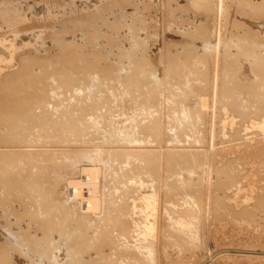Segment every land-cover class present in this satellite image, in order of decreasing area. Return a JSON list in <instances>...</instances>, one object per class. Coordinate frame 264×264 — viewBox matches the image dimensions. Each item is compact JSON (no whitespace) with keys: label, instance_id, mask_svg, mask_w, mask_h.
<instances>
[{"label":"rangeland","instance_id":"obj_1","mask_svg":"<svg viewBox=\"0 0 264 264\" xmlns=\"http://www.w3.org/2000/svg\"><path fill=\"white\" fill-rule=\"evenodd\" d=\"M70 57L74 59H70ZM263 70L264 0H0V113L3 111L1 106L5 103V109L14 116L9 119L16 117L20 126L26 120L23 125L27 126L26 132L21 134L19 131V135L18 130L15 131L18 126L15 124V119L9 121V119H5L6 116H0V153L3 150L2 153H5V156L7 154L6 158L2 153L0 154V161L3 163L0 162L2 165H0V172L4 170L3 166L5 168L4 173H0V262L7 260L0 264H69V262L75 264L76 261H79L77 263L80 264L81 260L84 261L82 262L84 264H92V261L93 264H132L133 261L127 258L126 254L138 252L143 245L151 248L156 247L159 251H155L156 260L154 263L146 262L145 255L140 253V261H137L139 264H143V262L156 264L158 261L157 264H205L207 262V264H264V73H261L264 72ZM110 74L113 75L112 78ZM256 91L257 93H255ZM6 96L8 97L6 98ZM93 102L94 105L98 103L96 109ZM29 103H34L33 105L37 107L39 113L44 110L47 113L52 111L62 113L64 111L72 114L71 116L78 115L84 123L77 132L76 130L72 132L69 128L67 134H63L60 130L53 134H47L42 129V131L44 130L42 133L50 137L45 138L43 135L39 138L42 134L41 131V134L37 133L35 136L31 134L36 122L31 123L34 121V117H30V111L31 113H37V111L34 106L32 109L35 110L29 107V111L27 106L32 107ZM38 106L44 109L41 108V110ZM72 107L73 110H76L71 112ZM90 107L92 113L91 109H88ZM95 110L96 112H94ZM75 111H78L79 114H76ZM37 119L39 120V118ZM51 119L52 125L49 122L43 125L47 126L49 123V128L53 125L58 128L63 124L60 123L62 120L60 118L51 117ZM47 120H49L48 117ZM142 121L145 123L148 121V125L144 126L146 129L142 128L144 125ZM155 122L158 125L154 124ZM30 125L31 128L33 127L32 129H30ZM6 126L9 131L6 130ZM69 126L70 124L65 125L67 128ZM5 130L6 132H3ZM143 131L148 132L146 134ZM17 132L19 140L16 137ZM27 133L30 138H27ZM128 133H134L132 139H138V136L139 139H144L143 143L145 144H134L129 141L127 142L130 145L122 143L125 140H121V144L119 141L118 143H108L106 140L110 136L119 138L127 136V139H131V135ZM155 134L156 136H154ZM13 135L15 139L12 138ZM31 135L33 136L31 137ZM93 136H95L94 140ZM7 138H9L8 141ZM22 138L23 141L26 139L25 143L21 141ZM106 141L107 143H105ZM13 142L18 143L16 145ZM131 148L139 149L140 153H132ZM152 148L157 152L153 151L156 156H159V152L162 150L161 155L165 159L160 160L161 162L157 161L156 167H161L159 168L160 172L163 167L165 168L164 172L163 169L162 173L158 172L155 175V178L160 176L159 179L156 182L154 177L148 179L150 184L152 182L155 184V186L154 184L150 185V190L156 189L155 191L160 193H158L159 200L161 199L156 205V210L153 211L156 213V235L143 240L140 235V225L137 224L139 219L143 220L142 216L138 211L134 210L135 213H131L127 210L129 215L130 213L133 215H130L131 217L128 215L131 219H127L131 222L133 220L135 223L126 225L124 228L121 227L122 229L112 230L110 237L113 236L111 238L114 239L115 244L109 242L108 245H102L101 251L99 250L100 254L96 255L95 250L100 246L92 245L95 247H92L91 250L90 245L95 242L98 243L97 245L103 243L99 239L104 237L98 233H103L102 230L105 227H102L101 230L98 229L97 232L96 228L100 225L99 220L92 222L95 230H93V225L89 226L91 228L88 231V227L85 229L83 226L82 231L77 230L75 227L77 225L70 221L66 222L68 224H64L62 229L57 226L54 232L49 229V224L47 228L45 220L47 217L43 212H40L41 214L38 213L39 211L37 212L38 207L32 201L34 195H31L35 186L41 183H38L41 179H46L48 183L50 181V184L55 182L53 183V185L55 184L52 190L55 192H53V196L58 195L59 198L65 200L72 197L76 204L80 199L82 212L91 216L92 207L98 204L97 200L95 201L94 198L88 200L87 196L93 182L100 184L102 193L107 197L114 198L118 205L125 202L126 195L133 196L137 193L140 197L142 194H146L149 188L139 189L137 184L128 183L126 177L113 176L111 169L119 168L122 163L123 168H127L125 171L128 172L129 166L127 165H130L131 168L135 163L136 167L133 166L134 170L129 171L131 174H128L127 177H136L137 179L139 176L146 177L142 171L148 168L150 161L146 160L148 164L144 163V168V165L139 167L140 163L138 164L136 159L147 155L149 152H144V150L148 151ZM123 150H126V153ZM166 152L167 154L172 153L171 156L166 155ZM176 152L182 155L176 154V156ZM187 152H196V155L198 153L200 155L198 158L202 159L201 165L197 168L191 167L190 172L181 171L178 173L176 167L181 163L179 162L181 158H185L184 154ZM45 153H49L46 158L48 161L44 159ZM127 153H132V156L134 154V157L130 158L133 160L127 159L126 165L122 161L125 160L124 157ZM1 157L5 160L8 157L10 161H3ZM12 157L14 162L12 161L11 165L14 164L16 166H13L14 168L9 164ZM84 157L87 158H85L87 165ZM173 160L175 161L173 162ZM139 161L141 162V160ZM5 163L8 165H6L7 167ZM33 164H36L35 167ZM97 164L101 165L95 166ZM9 166L12 171L15 169L13 173L17 177L10 173ZM37 168L39 169L37 170ZM7 169H9L8 173ZM169 169H175L176 172L168 171ZM32 170L35 176L32 174ZM21 171L29 174L32 179L29 180L28 175L25 176ZM44 175L48 177L46 178ZM50 175L51 177H49ZM12 176L16 177L23 187L25 186L24 189L20 182ZM21 176H23L22 179ZM5 177L8 178L6 181ZM52 177L54 181L49 179ZM24 178L27 181H23ZM161 180L163 181L161 182ZM158 181L161 182L160 185L164 181L167 183L165 184V193L163 188L159 187ZM29 186L31 189H28ZM3 188L5 191H2ZM7 189H10L8 193L11 192V194H7ZM158 189L160 190L158 191ZM189 193L193 197L188 195ZM42 199L46 200L43 196ZM191 199L194 200L196 206ZM51 200L46 201L51 203ZM143 201L142 198L138 199L137 204L140 202V205L142 203L144 205ZM172 201L173 205H171ZM183 201L188 202L186 203L187 207ZM189 203L192 204V208ZM125 205L130 209L128 203ZM96 210L95 208L93 213H97ZM109 211L113 212V207ZM181 212L187 215L186 218L181 215ZM113 215L110 216V220L114 219ZM168 215L173 217L172 223H168ZM174 215L176 216L174 217ZM182 217L186 223H193V234L190 237L184 235L185 231H180L184 233H180L182 236H189V239H181L180 244L176 246L171 241L176 237V228H180L175 218L182 219ZM54 219L55 221L59 220L55 216ZM103 223L105 226L106 223ZM108 225L112 226L111 223ZM67 226L73 230L67 231L65 229ZM63 230L66 232L64 233ZM80 232L84 234L82 233V235ZM90 238L92 243L89 242ZM77 241H80L78 242L79 246L75 244ZM86 244L87 246H85ZM47 246L50 248L48 249ZM158 247H162V249L160 250ZM68 248L72 249L68 251ZM72 251L73 253L69 254ZM222 251L223 254L218 253H222ZM77 255L78 258H76ZM103 256L107 261H104ZM72 258L77 260H72Z\"/></svg>","mask_w":264,"mask_h":264},{"label":"bare ground","instance_id":"obj_2","mask_svg":"<svg viewBox=\"0 0 264 264\" xmlns=\"http://www.w3.org/2000/svg\"><path fill=\"white\" fill-rule=\"evenodd\" d=\"M120 3V2H119ZM201 3V2H200ZM199 3V4H200ZM127 4V3H126ZM99 6V5H98ZM132 6V5H131ZM143 10V9H142ZM148 10V9H147ZM178 11V10H177ZM101 12V11H100ZM97 13V12H96ZM127 13V12H126ZM90 14V13H89ZM80 15V14H79ZM90 19V18H89ZM70 20V19H69ZM81 20V19H80ZM119 20V19H118ZM135 21V20H134ZM181 21V20H180ZM183 22V21H182ZM77 25V24H76ZM75 25V26H76ZM103 25V24H102ZM263 25V24H262ZM23 26V25H22ZM196 26V25H195ZM203 26V25H202ZM80 27V26H79ZM129 27V26H128ZM86 28V27H85ZM114 28V27H113ZM143 28V27H142ZM201 28V27H200ZM146 29V28H145ZM78 30H80V29H78ZM197 30H199V29H197ZM174 31V30H173ZM70 32V31H69ZM71 33V32H70ZM181 33V32H180ZM182 34V33H181ZM195 34V33H194ZM94 35V34H93ZM204 35V34H203ZM230 35V34H229ZM256 35V34H255ZM109 36V35H108ZM133 36V35H132ZM257 36V35H256ZM255 36V37H256ZM229 37H231V36H229ZM132 38V37H131ZM150 38V37H149ZM189 38V37H188ZM206 38V37H205ZM209 38V37H208ZM242 38V37H241ZM252 38H253V36H252ZM55 39V38H54ZM84 39H86V38H84ZM133 39V38H132ZM193 39V38H192ZM97 40V39H96ZM247 40V39H246ZM249 40V39H248ZM247 40V41H248ZM254 40H256V39H254ZM60 41V40H59ZM118 41V40H117ZM154 41V40H153ZM253 41V40H252ZM62 42V41H61ZM180 42V41H179ZM185 42V41H184ZM227 42V41H226ZM175 43V42H174ZM109 44V43H108ZM134 44V43H133ZM138 44H141V43H138ZM143 44V43H142ZM141 44V45H142ZM182 44V43H181ZM205 44H206V42H205ZM239 44H242V43H239ZM253 44V43H252ZM147 45V44H146ZM173 45V44H172ZM202 45V44H201ZM232 45V44H231ZM64 46V45H63ZM93 46V45H92ZM110 46V45H109ZM192 46V45H191ZM207 46V45H206ZM228 46V45H227ZM236 46V45H235ZM244 46H245V44H244ZM250 46V45H249ZM84 47V46H83ZM138 47V46H137ZM174 47V46H173ZM246 47V46H245ZM253 47V46H252ZM254 47H255V45H254ZM238 48V47H237ZM134 49V48H133ZM227 49V48H226ZM243 49V48H242ZM242 49H240V52H242L241 50ZM249 49V48H248ZM93 50H95V49H93ZM203 50V49H202ZM212 50V49H211ZM250 50V49H249ZM248 50V51H249ZM81 51V50H80ZM136 51V50H135ZM205 51V50H204ZM246 51H247V47H246ZM71 52V51H70ZM96 52V51H95ZM191 52V51H190ZM239 52V53H240ZM245 52V51H244ZM175 53V52H174ZM186 53V52H185ZM230 53V52H229ZM95 54V53H94ZM97 54V53H96ZM95 54V55H96ZM162 54V53H161ZM199 54V53H198ZM238 54V53H237ZM252 54V53H251ZM67 55V54H66ZM135 55V54H134ZM133 55V56H134ZM162 55H164V54H162ZM173 55V54H172ZM171 55V56H172ZM175 55V54H174ZM180 55V54H179ZM203 55V54H202ZM84 56V55H83ZM249 56H251L250 54H249ZM74 57V56H73ZM163 57V56H162ZM247 57V56H246ZM72 57H70V59H71ZM97 58V57H96ZM129 58V57H128ZM143 58V57H142ZM72 59H74V58H72ZM164 59V58H163ZM170 59V58H169ZM175 59V58H174ZM177 59V58H176ZM183 59H184V57H183ZM137 60V59H136ZM146 60V59H145ZM149 60V59H148ZM160 60V59H159ZM162 60V59H161ZM187 60V59H186ZM260 60V59H259ZM139 61V60H138ZM258 61V60H257ZM67 62V61H66ZM92 62V61H91ZM151 62V61H150ZM177 62V61H176ZM187 62V61H186ZM88 63V62H87ZM260 63V62H259ZM29 64V63H28ZM110 64V63H109ZM120 64V63H119ZM105 65V64H104ZM250 65H252V64H250ZM50 66H51V64H50ZM74 66V65H73ZM79 66V65H78ZM90 66V65H89ZM88 66V67H89ZM99 66V65H98ZM144 66V65H143ZM152 66V65H151ZM169 66V65H168ZM205 66V65H204ZM260 66V65H259ZM81 67V66H80ZM115 67H117V66H115ZM206 67V66H205ZM252 67V66H251ZM257 67V66H256ZM75 68V67H74ZM105 68H107L106 66H105ZM145 68V67H144ZM57 69V68H56ZM97 69H98V67H97ZM258 69V68H257ZM257 69H255V70H257ZM54 70V69H53ZM73 70V69H72ZM71 70V71H72ZM110 70V69H109ZM112 70V69H111ZM185 70V69H184ZM51 71V70H50ZM78 71V70H77ZM93 71V70H92ZM252 71H253V69H252ZM262 71V70H261ZM264 71V70H263ZM46 72V71H45ZM55 72V71H54ZM58 72V71H57ZM82 72V71H81ZM84 72V71H83ZM97 72V71H96ZM195 72V71H194ZM199 72V71H198ZM254 72H256V71H254ZM259 72H260V68H259ZM48 73V72H47ZM69 73V72H68ZM77 73V72H76ZM92 73V72H91ZM100 73V72H99ZM185 73V72H184ZM192 73V72H191ZM203 73V72H202ZM251 73V72H250ZM257 73V72H256ZM261 73H264V72H261ZM39 74V73H38ZM163 74H165V73H163ZM178 74V73H177ZM44 75V74H43ZM87 75V74H86ZM102 75H104V74H102ZM201 75V74H200ZM38 77H39V75H37ZM56 76V75H55ZM62 76H64V75H62ZM84 76V75H83ZM106 76V75H105ZM104 76V77H105ZM110 76H111V74H110ZM113 76V75H112ZM112 76H111V78H112ZM148 76V75H147ZM261 76H263L262 74H261ZM66 77V76H65ZM87 77V76H86ZM89 77H90V75H89ZM149 77V76H148ZM260 77V76H259ZM57 78H60V77H57ZM70 78V77H69ZM102 78V77H101ZM110 78V77H109ZM264 78V77H263ZM64 79V78H63ZM62 79V80H63ZM144 79V78H143ZM142 79V80H143ZM149 79V78H148ZM260 79H262L261 77H260ZM259 79V80H260ZM43 80V79H42ZM65 80V79H64ZM153 80V79H152ZM189 80V79H188ZM191 80V79H190ZM36 81V80H35ZM43 81H45V80H43ZM71 81V80H70ZM75 81V80H74ZM100 81V80H99ZM125 81H126V79H125ZM148 81V80H147ZM150 81V80H149ZM165 81V80H164ZM199 81V80H198ZM58 82H59V80H58ZM67 82V81H66ZM79 82V81H78ZM97 82V81H96ZM154 82V81H153ZM157 82V81H156ZM256 82H259V81H256ZM255 82V83H256ZM263 82V81H262ZM94 83V82H93ZM100 83V82H99ZM117 83V82H116ZM122 83V82H121ZM130 83V82H129ZM139 83V82H138ZM254 83V84H255ZM72 84V83H71ZM90 84V83H89ZM144 84V83H143ZM146 84H148V83H146ZM261 84V83H260ZM263 84V83H262ZM69 85V84H68ZM86 85V84H85ZM117 85V84H116ZM168 85V84H167ZM189 85V84H188ZM253 85V84H252ZM251 85V86H252ZM61 86V85H60ZM118 86H119V84H118ZM147 86V85H146ZM183 86V85H182ZM187 86V85H186ZM191 86V85H190ZM255 86V85H254ZM264 86V85H263ZM263 86H261V87H263ZM48 87V86H47ZM57 87V86H56ZM96 87V86H95ZM133 87V86H132ZM256 87V86H255ZM254 87V88H255ZM62 88V87H61ZM65 88V87H64ZM122 88V87H121ZM125 88V87H124ZM147 88V87H146ZM149 88V87H148ZM252 88V87H251ZM44 89V88H43ZM56 89V88H55ZM68 89V88H67ZM89 89V88H88ZM95 89V88H94ZM112 89V88H111ZM114 89V88H113ZM141 89V88H140ZM32 90V89H31ZM63 90V89H62ZM85 90V89H84ZM109 90V89H108ZM115 90V89H114ZM36 91V90H35ZM48 91V90H47ZM92 91V90H91ZM104 91V90H103ZM128 91V90H127ZM257 91H259L258 89H257ZM257 91L255 92V93H257ZM37 92V91H36ZM42 92V91H41ZM73 92V91H72ZM81 92V91H80ZM111 92H112V90H111ZM254 92V91H253ZM261 92H262V90H261ZM260 92V93H261ZM35 93V92H34ZM33 93V94H34ZM38 93V92H37ZM37 93H35V94H37ZM47 93V92H46ZM77 93H79V92H77ZM107 93V92H106ZM128 93V92H127ZM145 93V92H144ZM196 93V92H195ZM199 93V92H198ZM39 94V93H38ZM49 94V93H48ZM67 94V93H66ZM88 94V93H87ZM116 94V93H115ZM259 94V93H258ZM258 94H256V95H258ZM40 95V94H39ZM47 95V94H46ZM91 95V94H90ZM136 95V94H135ZM264 95V94H263ZM36 96V95H35ZM106 96H108V95H106ZM8 96H6V98H7ZM15 97V96H14ZM37 97V96H36ZM58 97V96H57ZM103 97V96H102ZM111 97V96H110ZM123 97H124V95H123ZM151 97V96H150ZM189 97H191V96H189ZM11 98V97H10ZM10 98H8V99H10ZM92 98H94V97H92ZM91 98V99H92ZM154 98V97H153ZM244 98V97H243ZM16 99V98H15ZM26 99V98H25ZM34 99V98H33ZM63 99V98H62ZM72 99V98H71ZM79 99V98H78ZM89 99V98H88ZM99 99H100V97H99ZM105 99V98H104ZM117 99H119V98H117ZM261 99H262V96H261ZM29 100V99H28ZM61 100V99H60ZM81 100V99H80ZM96 100V99H95ZM94 100V101H95ZM1 101V100H0ZM9 101V100H8ZM27 101V100H26ZM47 101V100H46ZM49 101V100H48ZM70 101V100H69ZM74 101V100H73ZM92 101V100H91ZM97 101V100H96ZM100 101V100H99ZM107 101V100H106ZM187 101V100H186ZM247 101V100H246ZM7 102V101H6ZM30 102V101H29ZM36 102V101H35ZM37 102H39V101H37ZM75 102V101H74ZM85 102H87V100H85ZM150 102V101H149ZM233 102H235V101H233ZM63 103V102H62ZM66 103V102H65ZM64 103V104H65ZM67 103H69V102H67ZM73 103V102H72ZM71 103V104H72ZM81 103V102H80ZM88 103V102H87ZM101 103H103V102H101ZM106 103V102H105ZM118 103V102H117ZM4 104V105H3ZM2 104V106L1 107H3V111H1V113H0V116H6L5 117V119H9L11 116H13V114H11V112H9V110L7 111L5 108H6V104L5 103H3ZM8 104V103H7ZM27 104V103H26ZM30 105H32V107L31 106H27L26 108L29 110L30 108L32 109V108H34L35 106L32 104V103H29ZM28 104V105H29ZM46 104V103H45ZM86 104V103H85ZM98 104V103H97ZM96 104V105H97ZM109 104V103H108ZM11 105V104H10ZM17 105V104H16ZM67 105V104H66ZM87 105V104H86ZM93 105H94V102H93ZM93 105H91V106H93ZM96 105H94V108L96 107ZM115 105V104H114ZM34 106V107H33ZM40 106V105H39ZM39 106H38V108H39ZM47 106V105H46ZM53 106V105H52ZM57 106V105H56ZM55 106V107H56ZM70 106V105H69ZM72 106H73V104H72ZM74 106H75V104H74ZM77 106V105H76ZM83 106V105H82ZM89 106V105H88ZM99 106V105H98ZM97 106V107H98ZM108 106V105H107ZM121 106V105H120ZM156 106V105H155ZM7 107H8V105H7ZM10 107V106H9ZM15 107V106H14ZM30 107V108H29ZM48 107V106H47ZM54 107V106H53ZM63 107V106H62ZM79 107V106H78ZM117 107V106H116ZM134 107H136V106H134ZM154 107V106H153ZM21 108V107H20ZM36 108V111H37V107H35ZM42 108V107H41ZM41 108H39V109H41ZM69 108V107H68ZM110 108V107H109ZM115 108V107H114ZM152 108V107H151ZM12 109V108H11ZM15 109V108H14ZM26 109V110H27ZM42 109H44V108H42ZM41 109V110H42ZM48 109V108H47ZM46 109V110H47ZM72 110H71V112L72 111H74V110H76V109H74L73 110V107L71 108ZM78 109V108H77ZM88 109H91V107L90 108H88ZM96 109V108H95ZM116 109V108H115ZM21 110V109H20ZM32 110H35V109H32ZM51 110V109H50ZM55 110V109H54ZM56 110H57V108H56ZM59 110V109H58ZM62 110V109H61ZM244 110V109H243ZM12 111V110H11ZM30 111V110H29ZM39 111V110H38ZM37 111V113L35 112V113H31V111H30V117H34L33 118V122H31V123H35L34 125H35V127H34V129L33 130H31V134H34V136L37 134V133H40V131H41V133L45 130L46 132H47V134L48 133H51V134H53V133H55L56 131L58 132V130H60L63 134H67V132H68V130H72V132L73 131H75L76 130V132H77V130L82 126V124L84 123L83 122V120H81V117H79L78 115H74V116H71L69 113H66V112H62V113H58V112H56V111H52V112H48L47 113V111H42V112H38ZM68 111V110H67ZM81 111V110H80ZM85 111V110H84ZM159 111V110H158ZM8 112H9V114H8ZM56 112V113H55ZM60 112V111H59ZM69 112V111H68ZM70 112V113H71ZM75 112H77L76 114H79L78 113V111H75ZM89 113H90V111H88ZM88 112H87V114H88ZM94 112H96V110L94 111ZM103 112V111H102ZM111 112V111H110ZM174 112V111H173ZM17 113V112H16ZM91 113H92V109H91ZM178 113V112H177ZM182 113V112H181ZM241 113H243V112H241ZM15 114V113H14ZM20 114V113H19ZM22 114V113H21ZM25 114V113H24ZM29 114V113H28ZM82 114V113H81ZM84 114V113H83ZM94 114V113H93ZM126 114V113H125ZM16 115V114H15ZM92 115V114H91ZM96 115V114H95ZM144 115V114H143ZM171 115V114H170ZM173 115V114H172ZM190 115V114H189ZM26 116V115H25ZM28 116V115H27ZM55 117V118H60V119H62V120H60V123H63V124H61V126H59L58 128H55V126L53 127V126H51V128H49L50 127V124L53 122V121H55V120H53V119H51V117ZM81 116V115H80ZM87 116V115H86ZM106 115L104 114V117H105ZM110 116H111V114H110ZM126 116V115H125ZM178 116V115H177ZM186 116V115H185ZM194 116V115H193ZM2 117H1V120H2ZM14 117V116H13ZM19 117V116H18ZM47 117H48V119L49 120H47ZM92 117V116H91ZM100 117H102L101 115H100ZM123 117V116H122ZM157 117V116H156ZM182 118H184L183 116H181ZM25 118V117H24ZM37 118H39V120L37 119ZM70 118H72L71 120H69ZM93 118H94V116H93ZM96 118V117H95ZM98 118V117H97ZM15 119V121H16V117L14 118ZM14 119H11V120H14ZM28 119V118H27ZM53 120V121H51V120ZM88 119V118H87ZM101 119V118H100ZM172 119V118H171ZM187 119V118H186ZM4 120V119H3ZM10 119H9V121H11ZM18 120V119H17ZM23 120V119H22ZM25 120V119H24ZM23 120V121H24ZM29 120V119H28ZM30 120H31V118H30ZM47 120V121H46ZM150 120V119H149ZM162 120V119H161ZM188 120V119H187ZM5 121V120H4ZM3 121V122H4ZM22 121V122H23ZM51 121V122H50ZM93 121V120H92ZM95 121V120H94ZM93 121V122H94ZM134 121H136V120H134ZM152 121V120H151ZM154 121H156V120H154ZM153 121V122H154ZM25 122H26V120L23 122L24 123V125H25ZM47 122H49L48 124H47V126L46 125H43V124H45V123H47ZM100 122V121H99ZM105 122V121H104ZM143 122V121H142ZM6 123V122H5ZM5 123H3V126H5ZM9 123V122H8ZM12 123H14V121H12ZM23 123H22V125L21 126H24L23 125ZM30 123V122H29ZM30 123V124H31ZM54 123H56V122H54ZM53 123V124H54ZM106 123V122H105ZM121 123V122H120ZM144 123V125H142L143 127V129L145 128L144 126H145V124L146 125H148V121L145 123V122H143ZM170 123V122H169ZM16 125L18 124V126H17V129L15 130V131H17L18 130V132L20 131L21 132V134H22V132H26V129H27V126H24V127H21L20 125H19V123H17V121H16V123H15ZM21 124V123H20ZM27 124V123H26ZM68 124H70V126L67 128V127H65V125H68ZM92 124V123H91ZM96 124V123H95ZM94 124V125H95ZM107 124V123H106ZM154 124H157L158 125V123L157 122H155ZM153 124V126H155ZM173 124V123H172ZM175 124H176V121H175ZM6 125H8V124H6ZM9 125H10V123H9ZM12 125V124H11ZM52 125V124H51ZM58 125V124H57ZM56 125V126H57ZM60 125V124H59ZM93 125V126H94ZM131 125V124H130ZM140 125V124H139ZM151 124H149V126H150ZM21 127V130H20V127ZM10 127V126H9ZM15 127V126H14ZM19 127V128H18ZM91 127V126H90ZM134 127V126H133ZM150 127H152V125L150 126ZM185 127V126H184ZM5 128H7V126L5 127ZM11 128V127H10ZM13 128V127H12ZM33 128V127H32ZM31 128V125H30V129H32ZM70 128V129H69ZM86 128H88V127H86ZM141 128V127H140ZM149 128V127H148ZM172 128V127H171ZM177 128V127H176ZM180 128V127H179ZM178 128V129H179ZM187 128V127H186ZM42 129H44L43 131H42ZM110 129V128H109ZM146 129V128H145ZM154 129V128H153ZM153 129H151L152 131H153ZM155 129H156V127H155ZM6 130H8V128L6 129ZM6 130L5 131H3V132H6ZM28 130H29V127H28ZM27 130V131H28ZM80 130V129H79ZM106 130V129H105ZM114 130V129H113ZM119 130H120V128H119ZM118 130V131H119ZM136 130V129H135ZM148 130V129H147ZM182 130V129H181ZM180 130V131H181ZM9 131V130H8ZM14 131V132H15ZM87 131V130H86ZM121 131V130H120ZM151 131V132H152ZM11 132V131H10ZM18 132L16 133V137L18 136L17 134H18ZM20 132H19V135H20ZM30 132V131H29ZM60 132V133H61ZM71 132V131H70ZM82 132V131H81ZM98 132H100V131H98ZM127 132V131H126ZM143 132H145V131H143ZM146 132H148V131H146ZM145 132V133H146ZM154 132V131H153ZM2 133V132H1ZM13 133V132H12ZM40 133V134H41ZM80 133V132H79ZM83 133V132H82ZM103 133V132H102ZM121 133V132H120ZM155 133V132H154ZM178 133V132H177ZM10 134V133H9ZM13 134H15V133H13ZM28 134V133H27ZM26 134V135H27ZM51 134H49V135H51ZM93 134V133H92ZM115 134V133H114ZM124 134V133H123ZM129 134V133H128ZM127 134V135H128ZM134 134V133H133ZM132 133H130L129 135H131V139L130 138H128L127 139V136H124L123 138H119V137H115V136H113V137H111L110 136V138L109 139H106V140H108V143H115V142H117L118 143V141L120 142L121 140H125V142H122V143H124V144H126V143H128L129 144V142L130 143H134V144H142L143 142H144V139L143 140H141V139H139V136H138V139H135V138H133L132 139V137L134 136ZM147 134V133H146ZM44 134L42 133L40 136H39V138H41L42 136H43ZM83 135V134H82ZM86 135V134H85ZM85 135H83V136H85ZM97 135V134H96ZM95 135V136H96ZM119 135V134H118ZM139 135V134H138ZM3 136H5V135H3ZM7 136V135H6ZM24 136V135H23ZM33 135H31V137H32ZM45 136V138L47 137V138H49L50 136H46V134L44 135ZM79 136H81L80 134H79ZM95 136H93V140H94V137ZM98 136H102V135H98ZM154 136H156V134L154 135ZM15 136L13 135V137L12 138H14ZM24 137H26V136H24ZM30 138V136H29V134H28V136H27V138ZM92 137V136H91ZM109 137V136H108ZM136 137V136H135ZM141 137H142V135H141ZM143 137H145V136H143ZM147 137V136H146ZM1 138V137H0ZM11 137H10V139H12ZM18 138V140H19V137H17ZM34 138H36V137H34ZM90 138V137H89ZM103 138V137H102ZM137 138V137H136ZM148 139H149V135H148V137H147ZM159 138V137H158ZM8 139L9 138H7L6 140L8 141ZM15 139V138H14ZM92 139V138H91ZM101 139V138H100ZM150 139H151V137H150ZM152 139H154L153 138V136H152ZM172 139V138H171ZM13 140V139H12ZM26 139H24V141H25ZM33 140V139H32ZM37 140V139H36ZM97 140V139H96ZM105 140V139H104ZM157 140V139H156ZM161 140V139H160ZM164 140V139H163ZM14 141V140H13ZM16 141V140H15ZM21 141H23V138L21 139ZM23 141V142H24ZM29 141V140H28ZM28 141H26V142H28ZM39 141H41L40 139H39ZM127 141H129V142H127ZM151 141V140H150ZM153 141V140H152ZM12 142V141H11ZM31 142V141H30ZM104 142V141H103ZM146 142V141H145ZM157 142V141H156ZM160 142H162V141H160ZM13 143H15V142H13ZM18 143V142H17ZM17 143H15L16 145H17ZM25 143V142H24ZM105 143H107V141L105 142ZM150 143V142H149ZM163 143V142H162ZM8 144V143H7ZM11 144V143H10ZM9 144V145H10ZM19 144H20V142H19ZM120 144H121V142H120ZM143 144H145V143H143ZM160 144V143H159ZM130 145V144H129ZM11 146V145H10ZM13 146V145H12ZM132 147H133V145H131ZM127 147V146H126ZM163 147V146H162ZM161 147V148H162ZM123 148V147H122ZM129 148V147H128ZM157 148H159V147H157ZM120 149V148H119ZM130 149V148H129ZM129 149H127L129 152H131ZM135 149V148H134ZM138 149V148H137ZM10 150V149H9ZM103 150V149H102ZM110 150V149H109ZM116 150V149H115ZM131 150H132V153L133 152H137V153H140V152H138V150H133L132 148H131ZM151 150V149H150ZM150 150H144V152H149L147 155H145V156H143L141 159H136V161L138 162V164L140 163V165H139V167L142 165V167H143V165H144V163H147L148 164V162L150 161V163H149V165H148V168H145V165H144V168H145V170L144 171H142L141 169V171L144 173V175L146 176V177H143L142 178V176H139V178L137 179L136 177L135 178H133V177H130V176H128L127 177V175L128 174H131L130 172H132L133 170H134V168H133V166H134V164H132V166H131V168H130V165H127L126 164V160L127 159H129V160H133V159H130L131 157H134V154H133V156L131 155L132 153H127V154H125L126 155V157H124L125 158V160L124 161H122V162H124V164H126L127 166H129V170H128V172L127 171H125V169H127V168H123L124 166L122 165V163H121V166L119 167V165H118V167L119 168H117V169H114V168H112L111 170H113V171H111V172H113V176H115V177H126V180H127V182L128 183H134V184H137V187H139V189H141V188H143V187H146V188H149L150 187V185L151 184H154L153 182L150 184V180H148L149 179V177H154V180H155V182L157 181V179H159V177L160 176H158V177H156L155 178V175H157V173L159 172V173H162V170H163V172L165 171V168L163 167V169L161 170V172H160V170H159V168H161V167H156V165H157V161H160V160H162V159H164L163 157H162V150H160V154H159V156H156V151L155 150H153V148H152V150L150 151ZM158 150V149H157ZM2 151L3 150H1V153H2ZM11 151V150H10ZM123 151H125L124 153H126V150H123ZM153 151H155V152H153ZM4 152H5V149H4ZM7 152H9V151H7ZM17 152H19V151H17ZM22 152V151H21ZM105 152V151H104ZM121 152H122V150H121ZM141 152H143V151H141ZM168 152V151H167ZM167 152L165 153L166 155H170L171 156V154H167ZM189 152V151H188ZM187 152V154H184V157L185 158H181V157H178L179 159L181 158V160L179 161V162H181V163H179L178 164V166L176 167L177 168V170H178V173L179 172H181V171H191L192 169H191V167L193 168V167H199L201 164H200V162H201V160L202 159H199L200 157V155H198V153H197V155H196V152H191V153H188ZM200 152V151H199ZM0 153V154H1ZM11 154H12V151L10 152ZM119 153H120V150H119ZM174 153V152H173ZM3 154V153H2ZM5 154V153H4ZM3 154V155H4ZM14 154H15V152H14ZM18 154V153H17ZM20 154H22V153H20ZM24 154V153H23ZM46 154V153H45ZM176 154H178V155H182V154H180V153H175V155ZM10 155V154H9ZM16 155V154H15ZM14 155V156H15ZM49 156V153H47L46 154V156H45V160H46V158ZM81 155V154H80ZM85 155V154H84ZM122 155V154H121ZM124 155V154H123ZM5 156V155H4ZM3 156V157H4ZM6 156H7V154H6ZM6 156H5V158H6ZM52 156V155H51ZM88 156V155H87ZM110 156V155H109ZM137 156V155H136ZM142 156V155H141ZM173 156V155H172ZM177 156V155H176ZM22 157V156H21ZM159 157V158H158ZM183 157V156H182ZM199 157V158H198ZM2 158V157H1ZM9 158H10V156H9ZM52 158V157H51ZM86 157H84L83 159H85ZM100 158V157H99ZM170 158H172V157H170ZM11 159V158H10ZM10 159H8V157H7V161L9 160L10 161ZM13 157H12V160H11V163L9 162V164L11 165L14 161H13ZM15 159H17L16 157H15ZM79 159H80V156H79ZM87 159V158H86ZM86 159H85V161H86ZM97 159V158H96ZM103 159V158H102ZM116 159V158H115ZM159 159V160H158ZM176 159V158H175ZM2 160L4 161L5 159H3L2 158ZM5 160V161H6ZM19 160V159H18ZM17 160V161H18ZM44 160V161H45ZM51 160V159H50ZM89 160V159H88ZM98 160V159H97ZM139 160H141V162L139 161ZM146 160L148 161V162H146ZM165 160V159H164ZM13 161V162H12ZM23 161V160H22ZM46 161H48V160H46ZM104 161V160H103ZM175 160H173V162H174ZM1 162V161H0ZM84 162V161H83ZM89 162V161H88ZM107 162V161H106ZM121 162V161H120ZM161 162V161H160ZM2 163V162H1ZM8 163V162H7ZM16 163V162H15ZM41 163V162H40ZM81 163V162H80ZM85 163V162H84ZM100 163V162H99ZM113 163V162H112ZM130 163H131V161H130ZM3 164V163H2ZM17 164V163H16ZM15 164V165H16ZM24 164V163H23ZM37 164V163H36ZM35 164V165H36ZM38 164H39V161H38ZM48 164V163H47ZM46 164V165H47ZM86 165H87V161H86V163H85ZM93 164H95V163H93ZM167 164V163H166ZM172 164V163H171ZM1 165V164H0ZM7 164L5 163V166H6ZM34 165V164H33ZM32 165V166H33ZM35 165H34V167H35ZM82 165H84V164H82ZM86 165H84V166H86ZM98 165H101V164H97V165H95V166H98ZM108 165V164H107ZM136 165V164H135ZM2 166V165H1ZM8 166V165H7ZM6 166V167H7ZM14 166V164L13 165H11V167H13ZM25 166V165H24ZM29 166V165H28ZM49 166V165H48ZM84 166H82V168L84 167ZM110 166V165H109ZM159 166V165H158ZM4 167V166H3ZM2 167V169H4L5 170V168H3ZM14 167H16V166H14ZM13 167V168H14ZM25 167H27V166H25ZM31 167V166H30ZM47 167V166H46ZM81 167V166H80ZM115 167V166H114ZM126 167V166H125ZM134 167H136V166H134ZM141 167V168H142ZM174 168H175V166H173ZM172 167V168H173ZM41 168V167H40ZM43 168V167H42ZM45 168V167H44ZM85 168V167H84ZM98 168V167H97ZM156 168V169H155ZM158 168V169H157ZM171 168V167H170ZM195 168V169H196ZM9 169H10V166H9ZM9 169H7V173H8V170ZM25 169V168H24ZM30 169V168H29ZM29 169H28V171H29ZM36 169V168H35ZM39 168H37V170H38ZM48 170H49V167L47 168ZM46 169V170H47ZM52 169H54V168H52ZM71 169V168H70ZM103 169V168H102ZM107 169V168H106ZM191 169V170H190ZM3 170V171H4ZM11 171H10V173L12 174L13 173V171L15 172V169H13V171H12V168L10 169ZM34 170V169H33ZM33 170H32V174H33ZM41 170V169H40ZM71 170H73V169H71ZM97 170V169H96ZM99 170H100V168H99ZM171 170H173V169H171ZM170 169L168 170V171H171ZM2 170H1V172L0 173H2L3 172ZM25 171V170H24ZM35 171V170H34ZM43 171H44V169H43ZM136 171V170H135ZM174 171H175V169L172 171L173 173H174ZM6 172V171H5ZM22 172V174H25V173H23V171H21ZM27 172V171H26ZM37 172V171H36ZM50 172H52V171H50ZM72 172V171H71ZM110 172V173H111ZM167 172V171H166ZM171 172V173H172ZM176 172V171H175ZM4 173V172H3ZM9 173V174H10ZM16 173H17V171H16ZM29 173V172H28ZM53 173V172H52ZM97 173V172H96ZM96 173H95V175H96ZM138 173V172H137ZM136 173V174H137ZM141 173V172H140ZM140 173H139V175H140ZM8 174V175H9ZM14 174V173H13ZM17 174H19V172L17 173ZM21 174V175H22ZM38 174H41V173H38ZM38 174H36V175H38ZM109 174V173H108ZM169 174V173H168ZM5 175V174H4ZM7 175V176H8ZM16 177H17V175L16 174H14ZM13 175V176H14ZM20 175V174H19ZM26 175H28V177H29V174H25V176ZM31 175V174H30ZM34 175V174H33ZM94 175V174H93ZM112 175V174H111ZM143 175V176H144ZM180 175V174H179ZM12 176V177H13ZM24 176V175H23ZM23 176H21V179L23 178ZM35 176V175H34ZM41 176V175H40ZM39 176V177H40ZM92 176V175H91ZM134 176V175H133ZM137 176V175H136ZM163 176V175H162ZM175 176V175H174ZM2 177H4V176H2ZM14 178V179H17V178ZM43 177V176H42ZM44 177H48V176H45L44 175ZM49 177H51V175L49 176ZM55 177V176H54ZM94 177H96V176H94ZM138 177V176H137ZM168 177V176H167ZM173 177V176H172ZM8 178H9V176H8ZM8 178H4L5 179V181L8 179ZM10 178H11V176H10ZM12 178V179H13ZM30 178V179H29ZM28 179L29 180H31L32 178L31 177H29ZM93 178V177H92ZM98 178V177H97ZM3 179V180H4ZM14 179L12 180V181H14ZM50 180H53L54 178L52 177V178H49ZM90 179V178H89ZM136 179H137V181H136ZM161 179V178H160ZM163 179L165 180V178L163 177ZM2 180V179H1ZM18 180V179H17ZM28 180V181H29ZM40 180V179H39ZM38 180V181H39ZM92 180V179H91ZM10 181V180H9ZM16 181V180H15ZM22 181V180H21ZM23 181H27V179L25 180V178L23 179ZM22 181V183H24ZM36 181H37V178H36ZM54 181V180H53ZM96 181V180H95ZM163 180H161V182H162ZM182 181V180H181ZM18 182H20L19 180H18ZM33 182V181H32ZM41 182V183H40ZM52 182V181H51ZM147 182V183H146ZM161 182H159L158 181V185H160L161 184ZM166 182H167V180H166ZM184 182H186V181H184ZM5 183V182H4ZM4 183H2V184H4ZM8 183V182H7ZM15 184H16V182H14ZM36 183V182H35ZM38 183H40V184H38V186L36 185L35 186V189L33 190V194H31V195H34V199H32L31 197V199H32V201H34L35 203V205H37L36 207H38L37 208V212L38 213H40V212H43V214L47 217V218H45V220H46V223H47V225H46V223L44 222V225H46L47 226V228H48V226L50 227L49 229L51 230V231H53L54 232V230L57 228V226H59V228H61L62 229V226L65 224V225H67L66 224V222H68V221H70L71 223L72 222H74V224H76L77 226H75L76 228H77V230H80V231H82L84 228L83 227H85V229H87V227H88V229H87V231L89 230V228H91V227H89V226H91V225H93L92 227H94V224L92 223V222H94L95 220H99V222H100V225L96 228V230H97V232H98V229L99 230H101V228L103 227H105L102 231H103V233L102 232H99L98 234H102V236L104 237V238H102V239H99V240H101V242H103L101 245H97L96 244V242L94 243V244H91L92 242H91V238L89 239L90 241L89 242H91L90 244V246H91V250L95 247H93L92 245H96V246H100V247H98L95 251H96V255H98V254H100L99 252L101 251V249L100 248H102L101 246L102 245H108V243L109 242H111V243H113V245L115 244V242H113L114 241V239H112L113 238V236L111 235V237H110V234H111V232H112V230H114V229H116V228H118V229H120L121 227L122 228H124L126 225H129V224H134L135 223V221H133L132 220V222L130 221V220H128V219H131L130 217L131 216H133V215H131V213H135V211H138L139 213H140V215L142 216V219L143 220H141V219H139L140 221L139 222H137V224L138 225H140L139 226V229H140V235H141V237H142V239L143 240H146V238L147 237H150V236H153V235H156V226H155V219H156V213H153V211H155L156 210V205L158 204V202L161 200H159V195H158V193H157V191H155V190H150V188L146 191V194H142L140 197L144 200L143 202H144V205H143V203H142V205H140L139 203L140 202H138V204L140 205H138L137 204V201H138V199L139 200H141V198L138 196L139 194H134L133 196H127L126 195V198H125V202L123 203V204H121V205H118L116 202H115V200H114V198H112V197H107V196H105L103 193H102V191H101V185L100 184H98V183H96V182H93L92 183V186H91V189H89V191H88V193H87V196H88V200H90V199H95V201L97 200L98 201V206L96 205H94L95 207H92L93 208V211H92V215L90 216V215H88V214H85V213H83L82 212V207H81V200L79 199L78 201H79V203L77 202V204H76V201H74V198H67L66 200L63 198V199H61V198H59V196L57 195L56 197H55V195L53 196V192L54 191H52L53 189H54V185H53V183H55V182H52L51 184H50V181H49V183L48 182H46V179L45 180H42L41 179V181H39ZM57 183V182H56ZM148 183H149V185H148ZM181 183V182H180ZM183 183V182H182ZM187 183V182H186ZM190 183V182H189ZM1 184V185H2ZM11 184H13V183H11ZM14 184V185H15ZM20 184H21V182H20ZM29 184H30V182H29ZM73 184V183H72ZM165 184H167V183H165V181H164V183L162 184V185H160L159 187H162L163 188V192L165 193ZM170 184V183H169ZM5 185V184H4ZM22 185V184H21ZM28 185V184H27ZM177 185H179V184H177ZM3 186V185H2ZM1 186V187H2ZM10 186V185H9ZM20 186V185H19ZM50 188H49V187ZM66 186H67V184H66ZM154 186H155V184H154ZM167 186V185H166ZM186 186V185H185ZM18 187V186H17ZM16 187V188H17ZM22 187H23V185H22ZM21 187V188H22ZM25 187V186H24ZM24 187L22 188V189H24ZM45 187H46V189H45ZM48 187V188H47ZM56 187V186H55ZM157 187V186H156ZM158 187V188H159ZM170 187V186H169ZM168 187V188H169ZM190 187V185L188 186V188ZM193 187V186H192ZM6 188V187H5ZM15 188V189H16ZM30 188V186L28 187V189ZM68 188V187H67ZM66 188V189H67ZM161 188V189H162ZM174 188H175V186H174ZM10 189H11V187H10ZM10 189L8 190L7 189V194H11V192H9L8 193V191H10ZM21 189V190H22ZM26 189V188H25ZM31 189V188H30ZM47 189H51V190H47ZM60 189V188H59ZM152 189V188H151ZM154 189V188H153ZM5 191V189L3 188L2 189V191ZM19 190V189H18ZM27 190V189H26ZM160 189H158V191H159ZM14 191V190H13ZM169 191V190H168ZM190 191V190H189ZM24 192H26L25 190H24ZM30 192V191H29ZM60 192V191H59ZM67 192H68V190H67ZM3 193V192H2ZM5 193V192H4ZM3 193V194H4ZM22 193H23V191H22ZM55 193V192H54ZM161 193H162V191H161ZM187 193V192H186ZM58 194V193H57ZM69 194V193H68ZM160 194V193H159ZM194 194V193H193ZM13 195V194H12ZM11 195V196H12ZM17 195V194H16ZM45 195V196H44ZM158 195V196H157ZM182 195H183V192H182ZM188 195H190L191 197H193V195H191L190 193L188 194ZM8 196V195H7ZM21 196V195H20ZM19 196V197H20ZM26 196V195H25ZM42 196L43 197H45V199L48 201V200H50V199H52L51 200V203H48L46 200L45 201H43V199H42ZM185 196V195H184ZM23 197V196H22ZM162 197V196H161ZM173 197V196H172ZM7 198H9V197H7ZM82 198V197H81ZM90 198V199H89ZM166 198H168V197H166ZM186 198H187V196H186ZM189 198V197H188ZM4 199H6V198H4ZM16 199H18V198H16ZM21 199V198H20ZM87 199V198H86ZM85 199V200H86ZM190 199V198H189ZM10 200V199H9ZM13 200V199H12ZM11 200V201H12ZM30 200V199H29ZM28 200V201H29ZM77 200V199H76ZM83 200V199H82ZM87 200V201H88ZM129 200V202H127ZM170 200V199H169ZM186 200V199H185ZM188 200V199H187ZM186 200V201H187ZM192 200V199H191ZM195 200H197V199H195ZM19 201V200H18ZM24 201V200H23ZM81 201V202H80ZM174 201V200H173ZM173 201H172V204L171 205H173ZM189 201V200H188ZM193 201V203L195 204V202H194V200H192ZM50 202V201H49ZM84 202V201H83ZM184 202V201H183ZM125 203L127 204L128 203V205L130 206V209H129V207L127 206L126 207V205H125ZM185 203V205H186V203H188V202H184ZM197 203V202H196ZM33 204V205H34ZM74 204V205H73ZM179 204V203H178ZM177 204V205H178ZM190 204V203H189ZM24 205V204H23ZM32 205V204H31ZM180 205V204H179ZM191 205V207L190 208H192V204H190ZM189 205V206H190ZM139 206V207H138ZM174 206H175V204H174ZM195 206H196V204H195ZM194 206V207H195ZM5 207V206H4ZM21 207V206H20ZM35 207V208H36ZM113 207V212H110L109 210L111 209ZM171 207V206H170ZM183 207H184V205H183ZM186 207H187V205H186ZM185 207V208H186ZM97 209L96 210V212L97 213H93L94 212V209ZM128 208V209H127ZM164 208V207H163ZM178 208H181V207H178ZM30 209V208H29ZM172 209V208H171ZM186 209H189V208H186ZM34 210V209H33ZM127 210H129V212H131L130 213V215H129V213H127ZM135 210V211H134ZM190 210V209H189ZM195 210V209H194ZM25 211V210H24ZM178 211V210H177ZM184 211H186V210H184ZM193 211V210H192ZM18 212V211H17ZM35 212V211H34ZM37 212H36V214H37ZM163 212H164V210H163ZM173 212V211H172ZM174 212H175V210H174ZM24 213V212H23ZM22 213V214H23ZM30 213V212H29ZM33 213V212H32ZM116 213V214H115ZM169 213V212H168ZM180 213V212H179ZM182 214L181 215H183V217L185 216V218H186V216L187 215H185L183 212H181ZM41 214V213H40ZM56 214H58V216H56ZM113 214H115V215H113ZM137 214V213H136ZM163 214V213H162ZM173 214V213H172ZM175 214V213H174ZM113 215V218L114 219H111L110 220V216H112ZM128 215L130 216V217H128ZM139 215V214H138ZM171 215V214H170ZM170 215H168V223H170L172 220H173V217L172 216H170ZM24 216V215H23ZM35 216V215H34ZM54 216L55 217H57V219L59 218V220L56 222L55 221V219H54ZM164 216V215H163ZM162 216V217H163ZM176 215H174V217H175ZM17 217V216H16ZM36 217H38V216H36ZM140 217V216H139ZM177 217H178V214H177ZM180 217V216H179ZM182 217V219H179V218H175V219H177V224L179 225V227L180 228H176V231H175V234H176V237H175V239L174 240H171L172 241V243L174 244V245H176V246H178L179 244H180V241H181V239L182 240H184V239H189L188 237L190 236H192V234H193V223H191V222H187L186 223V221H184V218ZM41 218V217H40ZM50 218H52V219H54V220H52V219H50ZM112 218V217H111ZM128 218V219H127ZM136 218H137V216H136ZM136 218H135V220H136ZM30 219V218H29ZM36 219H38V218H36ZM50 219V220H49ZM190 219V218H189ZM193 219V218H192ZM42 220V219H41ZM51 222V220H52V222L50 223L49 221ZM55 221V222H54ZM189 221V220H188ZM191 221V220H190ZM193 221V220H192ZM43 222H42V224H43ZM103 222H105L106 224H105V226H103L104 225V223ZM110 224L111 223V225L112 226H109L108 225V223ZM10 223V222H9ZM172 223V222H171ZM175 223V224H176ZM41 224V225H42ZM49 224V225H48ZM174 224V225H175ZM21 225V224H20ZM71 225V224H70ZM73 225V224H72ZM83 226V227H82ZM177 226V225H176ZM39 227V226H38ZM71 227V226H70ZM74 227V228H75ZM46 228V227H45ZM64 228V227H63ZM69 227L67 226V228L65 227V229H67V231L68 230H73V228L71 229V228H69ZM83 228V229H82ZM121 228V229H122ZM93 229V228H92ZM173 229H174V226H173ZM40 230V229H39ZM48 230V229H47ZM75 230V229H74ZM93 230H95V227H94V229ZM92 230V231H93ZM16 231V230H15ZM43 231V230H42ZM46 231V230H45ZM180 231H185V234L183 233V232H180ZM48 232H49V230H48ZM59 232H62V231H59ZM63 232H64V230H63ZM65 232H66V230H65ZM64 232V233H65ZM71 232H73V231H71ZM71 232H70V235L72 236V234H71ZM97 232H96V234H97ZM44 233V232H43ZM42 233V234H43ZM46 233H47V231H46ZM74 234H75V232H73ZM81 234L83 233V232H80ZM94 233V232H93ZM180 233H182V234H184V235H189L188 237H185L184 235L182 236ZM187 233V234H186ZM60 234H63V233H60ZM67 234V233H66ZM74 234H73V236H74ZM84 234V233H83ZM82 234V235H83ZM90 234V233H89ZM101 234H100V236H101ZM68 235V234H67ZM77 235V234H76ZM92 235V234H91ZM44 236V235H43ZM63 236H65V235H63ZM81 236V235H80ZM99 236V237H100ZM51 237V236H50ZM60 237L63 239V237L60 235ZM66 237V236H65ZM75 237V236H74ZM91 237V236H90ZM43 238H46V237H43ZM68 238H69V236H68ZM86 238V237H85ZM95 238V237H94ZM48 239V238H47ZM82 239V238H81ZM97 239V238H96ZM95 239V241H97ZM64 240H65V238H64ZM68 240V239H67ZM79 240V239H78ZM83 240H84V237H83V239H82V242H83ZM86 240V239H85ZM98 240V241H99ZM40 241H42V240H40ZM44 241H45V239H44ZM69 241V240H68ZM73 241V240H72ZM76 240H74L73 242H75ZM88 241V240H87ZM94 241V240H93ZM97 241V242H98ZM51 242V241H50ZM64 242V241H63ZM62 242V243H63ZM71 242V241H70ZM69 242V243H70ZM72 242V244H74ZM78 242H80V241H77V243H75V244H77L78 246H79V243ZM53 243V242H52ZM51 243V244H52ZM68 243V242H67ZM99 243H100V241H99ZM56 244V243H55ZM54 244V245H55ZM60 244V243H59ZM71 244V245H72ZM38 245H39V243H38ZM48 246H49V244H47ZM53 245V244H52ZM70 245V244H69ZM47 246V247H48ZM60 246V245H59ZM85 246H87V244L85 245ZM10 247H13V246H11L10 245ZM52 247H54V246H52ZM88 247H89V244H88ZM93 247V248H92ZM16 248V247H15ZM21 248V247H20ZM50 247H48V249H49ZM55 248V247H54ZM65 248V247H64ZM73 250H74V245H73ZM71 248V249H72ZM155 249H156V247H154ZM154 248H151V247H146L145 245H143L142 247H141V249H139V251L138 252H131V253H128V254H126V257L127 258H129V259H131L133 262H132V264L133 263H136V264H139L137 261H140V257H139V255H140V253H142V255H145L144 256V259H145V261L146 262H149V263H154L155 262V260H156V256H155V251H159V250H155ZM1 249V248H0ZM9 249V248H8ZM40 249V248H39ZM47 249V250H48ZM52 249V248H51ZM70 249V250H71ZM158 249H162V247H158ZM44 250V249H43ZM65 250H66V248H65ZM69 250V248H68V251H70ZM80 250V249H79ZM78 250V251H79ZM85 250V249H84ZM100 250V251H99ZM11 251V250H10ZM45 251V250H44ZM3 252V251H2ZM38 252V251H37ZM77 252V251H76ZM227 252V251H226ZM234 252V251H233ZM243 252V251H242ZM242 252H240V253H242ZM67 253H69V252H67ZM66 253V254H67ZM73 253V251L71 252V253H69V254H72ZM80 253H81V251H80ZM84 253V252H83ZM218 253H220V254H223V251H222V253L221 252H218ZM237 253V252H236ZM239 253V252H238ZM245 253V252H244ZM78 254V253H77ZM220 254H218V255H220ZM252 254H253V252H252ZM25 255V254H24ZM79 255H81V254H79ZM95 255V256H96ZM160 255H162V254H160ZM249 255H250V253H249ZM253 255H255V254H253ZM46 256V255H45ZM52 256V255H51ZM76 256V255H75ZM215 256V255H214ZM2 257V256H1ZM69 257H71V256H69ZM68 257V258H69ZM72 257H74L73 255H72ZM104 257V256H103ZM164 257V256H163ZM162 257V258H163ZM75 258V257H74ZM74 258H72V260H77V259H74ZM76 258H78V255H77V257ZM81 258V257H80ZM105 258V257H104ZM3 259V258H2ZM1 259V260H2ZM5 259V258H4ZM30 259V258H29ZM95 259H97V258H95ZM164 259V258H163ZM6 260V259H5ZM3 261L4 263L5 262H7V260L6 261ZM81 260V259H80ZM87 260H89V259H87ZM107 261V259L105 258L104 259V261ZM158 260V259H157ZM2 261L0 262V263H2ZM91 261H92V259H91ZM96 261V260H95ZM99 262H101V260H98ZM161 261V260H160ZM9 262V261H8ZM68 262V261H67ZM72 262V261H71ZM77 262H79V261H76V262H74L75 264H79V263H77ZM82 262H84L83 260H81V263L80 264H84V263H82ZM97 262V261H96ZM146 262H143V264H146ZM159 262V261H158ZM157 262V263H158ZM156 263V264H157ZM208 263V262H207ZM207 263H205V264H207ZM6 264H8V263H6ZM69 264H71L70 262H69ZM87 264V263H86ZM92 264H93V261H92ZM99 264V263H98ZM101 264V263H100ZM105 264V263H104ZM148 264V263H147Z\"/></svg>","mask_w":264,"mask_h":264}]
</instances>
